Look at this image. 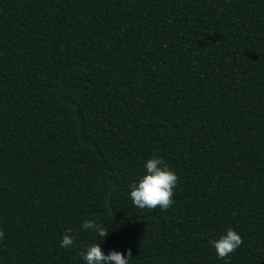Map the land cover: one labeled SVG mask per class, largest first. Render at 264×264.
<instances>
[{
    "label": "trees",
    "instance_id": "trees-1",
    "mask_svg": "<svg viewBox=\"0 0 264 264\" xmlns=\"http://www.w3.org/2000/svg\"><path fill=\"white\" fill-rule=\"evenodd\" d=\"M153 156L167 211L130 199ZM229 227L264 264V0H0V264H225Z\"/></svg>",
    "mask_w": 264,
    "mask_h": 264
},
{
    "label": "clouds",
    "instance_id": "clouds-1",
    "mask_svg": "<svg viewBox=\"0 0 264 264\" xmlns=\"http://www.w3.org/2000/svg\"><path fill=\"white\" fill-rule=\"evenodd\" d=\"M144 167L146 174L129 185L132 204L140 210L152 211L159 207L161 210L167 211L174 203V189L177 187L179 177L160 157L153 156L148 159ZM81 228L98 234L102 240L109 235V230L95 220H84ZM3 238L4 233L0 231V239ZM76 238L72 228L66 229L61 240V247H72ZM209 243L215 249L217 258L224 260L225 264H229L230 255L244 241L233 228L229 227L226 234L218 239L210 240ZM100 244H90L80 250L79 256L85 264H129L132 259L131 249L127 250V258L123 253L115 250L106 255Z\"/></svg>",
    "mask_w": 264,
    "mask_h": 264
}]
</instances>
